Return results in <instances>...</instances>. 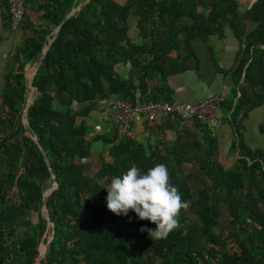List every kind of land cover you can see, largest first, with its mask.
Here are the masks:
<instances>
[{"label":"trees","instance_id":"trees-1","mask_svg":"<svg viewBox=\"0 0 264 264\" xmlns=\"http://www.w3.org/2000/svg\"><path fill=\"white\" fill-rule=\"evenodd\" d=\"M84 1L25 0L29 11L38 13V23L23 19L29 33L3 77L7 112L0 114V264H36L40 244L51 236L38 264H155L157 259L158 264H264V150L244 140V120L264 104V0H254L244 12L237 0H89L60 25L48 45L30 80L35 95L24 125L29 94L24 67L37 64L51 32ZM2 3L7 11L6 0ZM131 16L136 39L128 36ZM228 33L238 42V52L233 66L221 72L230 76L233 88L215 118L229 129L233 166L225 169L216 158L215 126L169 117L181 128L171 147L162 134L154 146L146 144L147 153L140 143L122 137L129 150L118 164L102 161L94 176L84 175L91 157L86 120L100 98L132 102L137 91L140 102L170 103L166 78L184 70L186 62H196L192 42L224 40ZM125 63L130 69L123 79L114 67ZM154 78L159 84L145 98L144 80ZM258 130L264 135V121ZM92 139L105 149L118 136L115 130ZM156 163L167 166L170 183L187 207L167 238L151 240L139 229H154V223L131 210L126 216L108 210L105 183L131 166L143 173ZM188 163L195 168L183 173ZM54 181L57 186L43 200ZM222 207L233 227L225 235L211 231ZM31 209L37 212L36 223L27 216ZM185 210L197 222H186Z\"/></svg>","mask_w":264,"mask_h":264},{"label":"crops","instance_id":"crops-1","mask_svg":"<svg viewBox=\"0 0 264 264\" xmlns=\"http://www.w3.org/2000/svg\"><path fill=\"white\" fill-rule=\"evenodd\" d=\"M253 1L254 0H251V3ZM25 17L32 24L38 23V13H34L26 9L24 19ZM6 18H8L6 5L2 3V0H0V114H3V116H5V113L7 112V107L3 106L5 89L3 77L12 68L10 60L11 56L29 33L25 29V25L23 26V22H21L18 29L14 31L10 30L9 22ZM130 30L131 27L128 23V36ZM213 44L216 46L213 47ZM192 47L196 56V62L192 60L186 62V68L184 70L172 73L166 78L165 84L168 89L165 90V96H167L169 102L195 104L215 95H220L223 98L229 97L233 88V83L230 76L224 75L221 70H228L233 66L238 52V42L230 33H228L224 40H218L215 37H210L206 40L197 38L192 42ZM16 67L17 63L13 65V71ZM129 69L130 65L128 63L117 64L114 67L115 73L119 74L123 79L127 78ZM30 73L31 71L29 72L24 70L25 78H27ZM144 81V85L146 86L143 88L141 95L146 98L151 95V88L155 87L159 83L156 78ZM133 84L136 85L137 82L134 80ZM139 96L140 93L136 91L134 93V98L137 97L139 99ZM217 122V126L214 127L215 138L219 137L223 126L219 119H217ZM86 123L89 127L87 134L90 133L89 135H91L89 137L90 140H87L90 143L91 149L90 159L97 156L100 162H102L103 159L105 160V158H103V152H105L108 146L103 149L100 141H94L92 138L93 136H99L104 133L110 135L116 130V126L107 109L100 106L93 110L91 116L88 120H86ZM180 129V126H177L174 121L167 120L165 118L160 120L158 123L151 124L147 123L139 116H133L129 121L128 133L126 137L140 143L147 153L146 144L154 146L157 142L159 134L163 135L165 146L171 147L175 141V131H180ZM222 131H225L224 127ZM216 140L219 149L220 142L218 141V138H216ZM120 141H122V139L116 140L114 143ZM97 143L99 144L98 147ZM107 163H109V161H107Z\"/></svg>","mask_w":264,"mask_h":264},{"label":"clouds","instance_id":"clouds-1","mask_svg":"<svg viewBox=\"0 0 264 264\" xmlns=\"http://www.w3.org/2000/svg\"><path fill=\"white\" fill-rule=\"evenodd\" d=\"M107 189V208L116 215H127L131 210L140 220H148L155 228L141 227L151 240L165 239L178 227L181 209L187 204L179 189L170 183L165 164L156 163L146 172L131 166L126 172L111 179Z\"/></svg>","mask_w":264,"mask_h":264},{"label":"rangeland","instance_id":"rangeland-1","mask_svg":"<svg viewBox=\"0 0 264 264\" xmlns=\"http://www.w3.org/2000/svg\"><path fill=\"white\" fill-rule=\"evenodd\" d=\"M119 4H123L124 0H116ZM238 1V0H237ZM251 0H239L238 4H239V10L240 12H244L245 9L247 7L250 6ZM128 23L131 27V30L129 31V36L131 38H136L138 35V30L136 28V18L134 16H131L128 19ZM251 26L248 27V29H250ZM217 43V42H216ZM219 43V42H218ZM213 47H215L216 45L213 44ZM228 64V63H226ZM26 65L24 67V70L27 71H31L32 68L34 67H28ZM27 80V78H26ZM264 121V104L253 110L250 114L249 117L244 121V125H245V132H244V140L245 143L252 149H262L264 150V135L261 134L259 132V126L262 124V122ZM217 126V125H216ZM221 127V126H220ZM223 127L225 128V131L223 132L222 129ZM90 133H88L86 135V139L90 140L89 137L91 135H89ZM124 138H128L126 137V135L124 136ZM218 141L220 142L219 144V149L217 151L216 154V158L217 160L223 165V167L225 169L230 168L231 166H233V158L232 155L233 153L231 151L228 150L229 148V143H230V134H229V129L227 126H222ZM122 141L117 142V143H113L112 145H109L103 155V158H105V160L103 159V162L109 161L110 164L112 165H117L119 160H121L122 157H124L128 150L129 147L127 145V143L125 142V140H123V138H121ZM99 146V144L97 143V147ZM101 162L99 160V158L97 156L93 157L90 160L85 161V168H84V175H86L87 177H92L94 176V174L97 172V170L99 169ZM191 166L193 167V169L195 168L194 164H183L181 167V171L183 173H187L188 171L192 170ZM98 183L104 184V179H97ZM105 185L107 187H109L110 184L105 183ZM222 214L218 216L217 218V225L214 226L211 231L215 234H218L220 232H222L224 235L229 232V230H232L233 227L230 226V222H231V216L229 215V213L227 212V210L225 209V207H222ZM185 214H186V222L189 223H193V222H197L196 216L193 215L192 213L189 212V210H185ZM27 216L31 219L32 223H36L37 222V212L33 209H31L29 211V213L27 214ZM27 225L26 224H21L20 225V229L24 230L26 229ZM236 229H234L235 231ZM228 242V241H227ZM228 245H231V242H228ZM44 244L41 243L40 244V248L43 249ZM233 250L235 249V247H232ZM159 259L156 260L155 264L159 263Z\"/></svg>","mask_w":264,"mask_h":264},{"label":"built area","instance_id":"built-area-1","mask_svg":"<svg viewBox=\"0 0 264 264\" xmlns=\"http://www.w3.org/2000/svg\"><path fill=\"white\" fill-rule=\"evenodd\" d=\"M10 30L18 29L26 13L25 0H6ZM223 97L215 95L195 104L168 102H140L137 97L132 102L116 97H102L98 105L107 109L115 126L118 139L128 133V124L133 116L143 118L147 123L155 124L164 118L177 117L184 122L194 118L217 125L215 112Z\"/></svg>","mask_w":264,"mask_h":264},{"label":"water","instance_id":"water-1","mask_svg":"<svg viewBox=\"0 0 264 264\" xmlns=\"http://www.w3.org/2000/svg\"><path fill=\"white\" fill-rule=\"evenodd\" d=\"M88 1H89V0H85L82 4L78 5V6L75 7L74 9H71V10H70V11H69V12H68V13H67V14L61 19L60 23H59V24L55 27V29L51 32V36H52V38H51V40L47 43L46 48L42 49L40 59L38 60L37 64L32 68L31 73L27 76V88L29 89V94H28V98H27V100H26L27 103H26L25 109H24L23 114H22V123H23L24 125L27 124L26 110H27L28 107L31 105V101H32V99L34 98V95H35V94H34V89L30 86V80H31V78L33 77L34 73L37 71L38 67L40 66L41 61H42V58H43V56H44V54H45V52H46V50H47V48H48V45L50 44V42H51V41L54 39V37L56 36V34H57L58 30H59L60 25H61V24H62V23L68 18V17L72 16L76 11H78V10L80 9V7H81L82 5H84L85 3H87ZM32 140H33L37 145H39L38 140H37V138H36L35 136L32 137ZM39 149H40L41 153L44 155V151H43V149H42L40 146H39ZM44 160H45V162H46V164H47L48 169L50 170L49 165H48V162H47L45 156H44ZM50 171H51V170H50ZM52 177L54 178V175H52ZM56 186H57V183L54 181V182L52 183V185L44 191V193H43V200L49 195V193H50V192H51ZM42 211H43L45 217L48 218L47 209H46L44 203H43V205H42ZM52 232H53V231H52ZM51 237H52V236H51ZM51 237H50L49 240L44 244L43 249L40 248V254H39V257H38L37 260H36V264H38V263H39V260L44 256L45 251H46L47 246H48V242L50 241Z\"/></svg>","mask_w":264,"mask_h":264}]
</instances>
